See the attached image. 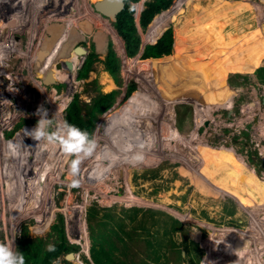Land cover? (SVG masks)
<instances>
[{
  "label": "rangeland",
  "instance_id": "374dc122",
  "mask_svg": "<svg viewBox=\"0 0 264 264\" xmlns=\"http://www.w3.org/2000/svg\"><path fill=\"white\" fill-rule=\"evenodd\" d=\"M93 1L0 0V40L6 43L0 47V244H13L14 251H23L22 243L39 241L44 251L64 238L75 247L68 253L61 252L52 264H94L89 251L87 208L98 206L124 212L126 208L140 207L179 219L183 223L179 240L183 241V232H186L203 249L198 264L217 263L213 250L219 258L228 259L222 253L221 243L216 244V248L215 234L222 236L226 244L231 235L240 238L233 239L232 248L242 246L245 251L249 250L247 259L236 256L242 264H264V135L260 129L264 126V105L261 103L264 82L255 72L264 66V56L258 62L251 55L252 52L260 53V46L264 45V2L240 0L250 5L235 15L214 9L216 0H171L169 7L155 13L143 29L138 23V14L143 3L152 0H139L132 4V16L140 45L135 55L128 56L114 22L97 13ZM155 16H158L156 20L163 21L154 32L156 20L151 30L150 26ZM35 19H39L38 23H26ZM65 23L72 24L69 40L72 47L69 48L76 52V58L68 50L69 54L48 63L43 53L49 48L45 47L41 37L43 35L46 40L58 37L64 31ZM51 24L54 25L50 29L52 32L46 30ZM29 26L35 30L28 31ZM168 27L173 30V53L169 61L174 70L165 71L164 76H171L167 82L172 87L181 86L183 91L193 85H202L206 93V90L214 92L223 81L222 85L226 87L218 94L224 96L219 101L206 102L207 111L201 109V102H205L201 91L199 101L183 102L181 99L179 103H173L174 125L178 131L162 133L153 129L157 146L147 148V144H139L136 155L131 140L135 139L133 133L137 127L129 126L132 124L130 118L126 122L116 118L126 114L135 116L128 108L140 92L149 94L150 102L153 100L157 106L154 110L150 111L148 107L146 112H141L138 121L152 118L153 125L156 113L169 109V99H164L166 96L158 88V74L149 71V64L142 62L148 59L142 57L145 45L155 43L163 32L161 29ZM255 27L260 28L258 35L252 33ZM99 32L105 36L104 51L97 50L94 35ZM78 33L80 37L73 41ZM53 42L51 40L50 46ZM108 42L111 46L109 58L105 57ZM175 42L180 43V48L175 49ZM92 53L96 55L90 66ZM27 54L30 57L26 60ZM88 55L90 58L84 61ZM106 59L112 66L118 65V82L106 69ZM56 61L65 65L60 72ZM63 61H71L72 69ZM81 62L86 63L83 69ZM179 64L182 66L178 67ZM79 68L80 73L77 72ZM158 79H161L160 75ZM130 84H134V89L128 92L126 89ZM181 88L173 89L174 102ZM110 90L114 91L113 103L105 112L96 114L91 128L97 153L82 162L79 184L72 187L73 177L68 169L70 158L57 144H53L51 156L48 152L45 154L49 144L35 141L24 135L23 130L30 131L35 127L40 118L37 114L40 107L46 109V118H52L54 126L65 120L73 124V118L68 116L74 96L81 109L80 115L88 119L87 109L92 99ZM133 93L132 103L124 109L127 110L120 108V113H116L117 105ZM217 102L219 106L211 107ZM3 104L7 109H3ZM110 123L117 133L109 132ZM199 140L204 145L196 144ZM188 145H193L194 149V145L198 146L194 150L187 148ZM225 151H230L232 160ZM127 155L132 158L127 159ZM135 157H139L141 163L135 162ZM98 169L101 175L97 178L94 173ZM154 169L158 170L150 172ZM240 173L246 175L245 180H238ZM133 175L138 178L133 180ZM38 186L41 190L33 191ZM233 191L243 195L241 200ZM233 203L237 204V209ZM231 209L234 212L229 214ZM26 229L31 230L27 237ZM207 241L208 246H205ZM259 241L261 244L257 243ZM256 244L261 248L251 250ZM208 253L211 254L210 261L207 259L206 262L203 258ZM42 255L41 251L37 256ZM170 256L176 261L174 253ZM225 264L232 263L225 261Z\"/></svg>",
  "mask_w": 264,
  "mask_h": 264
},
{
  "label": "trees",
  "instance_id": "16d2710c",
  "mask_svg": "<svg viewBox=\"0 0 264 264\" xmlns=\"http://www.w3.org/2000/svg\"><path fill=\"white\" fill-rule=\"evenodd\" d=\"M137 1L139 0H124V8L120 13H118L117 21L114 23L117 31L124 41L126 54L128 56L135 55L138 52L140 45V40L136 33L137 29L135 21L132 16L134 7L130 3ZM262 1L264 2V0ZM170 4L171 0H152L143 3L145 7L143 6L140 11L138 19L139 25L145 29L155 13L160 10L167 9ZM258 7L260 6L258 5ZM258 7L255 6L257 12H260L261 14ZM229 12L233 13L232 11H227V13ZM239 13L240 12H234L233 14L238 15ZM157 17L158 16H155L153 18L150 30L152 29L153 23ZM259 20L261 21L262 17L258 19V21ZM161 21L159 18L155 21L153 28L154 32L158 29L159 25L162 24L160 23ZM259 27L252 28V33H256L258 35L260 33ZM160 32H162V34L155 43L145 45L142 57L148 59H145L142 62L149 64V71H153L155 74H158L156 81L158 82V88H160L159 91L163 93L166 98L169 96L167 99H169L170 106L172 105L171 108L169 106V109L167 108L165 112L161 113L158 111L156 116L153 117V119L155 118L156 120L153 125L151 124L153 123L152 120H150L152 118L145 121H138L137 118H139L141 112H146L148 107L150 108V111L152 109L154 110L157 106L153 100L150 102L151 99L149 98V94L140 92L138 93L136 100H134L128 108V111L131 110V113L135 114V116L126 114L127 116L116 118L123 119L125 122L130 118L129 122L132 124L130 125L128 123L129 126L132 128L137 127L136 131L134 130L135 133H133V137L135 139H130L131 142H134V147H136V149H133L136 155L137 151L140 150L138 148L139 144H141V146H146L147 144V148H150V146L153 148L157 146V142L153 136V129H158L162 133H173L174 131H178L174 125L173 103L175 102L172 100V96L175 95V91L168 92V87H165L164 85V83L171 78V76L168 78V74H165L164 76L165 71L168 69L167 73H169L174 70L170 65L172 62L169 61L171 57L170 54L173 53V30L171 27H168L166 29H161ZM155 38L152 39V41H154ZM260 39L262 40L263 37ZM181 42L182 41H180V43ZM261 42L262 41H260V43ZM180 43L175 42V49L180 48ZM260 49L261 51H259L260 53L258 54L255 52L251 53V55H253L258 62L264 56V45H261ZM173 64L176 65L175 62ZM106 69L110 72L115 81L118 82V77L116 76L118 65L115 63L114 66H112L110 61H106ZM255 72L258 73V79L264 82V66L258 68ZM159 75L161 77L160 80L158 79ZM167 83L170 84V82ZM133 89L134 84L127 86L128 92ZM176 89L177 88L175 87V90ZM183 90L184 89H182V91ZM113 94L114 91L106 94H100L98 97L93 98L87 109L88 119H85L80 115L81 109L78 106L76 100L77 97L74 96L70 106L71 112L68 118H73V124L81 130L88 132L91 139L93 120L96 117V114L105 112L112 105ZM134 96L135 94L133 93L126 101L117 105L116 111L129 105L133 101ZM188 100L189 99L187 97H182L183 102ZM124 109H122V111ZM166 112H168L169 115H164ZM116 113H120V111ZM133 120H135L134 123L136 122V124L133 123ZM109 125H111V130L109 132L112 133L115 129L112 128L111 123ZM125 127H128V125ZM127 131L131 132L132 130L128 129ZM114 133L117 132L114 131ZM111 154H113V152ZM130 158H132V156L127 155V159ZM156 170L158 169L151 170L150 172H156ZM151 174L150 176L154 177L153 173ZM137 178L138 176L135 175L132 177L133 180ZM132 185H135V183ZM236 206L237 204L233 203V207L236 208ZM232 212H234L233 209L228 211L229 214ZM86 214L87 228L91 242L89 251L94 264H198L201 260L203 249L200 248L199 244L195 242L192 237L188 236L186 232H183V241H180L179 232H182L183 230V223L179 219L167 213H160L159 215L150 212L149 209L145 210L140 207L126 208L124 209V212H116L114 211V208L111 209L89 206ZM30 232L31 230L27 231L26 229V232L24 233L26 237ZM39 243V241L34 244H30L28 242L22 243L21 249L23 251L19 252L23 253L25 264H52L51 262L58 257L61 252L68 253L75 247L67 243L64 238H62L59 243L54 245L52 244L50 246L52 250H49V247L47 250L43 251L41 244ZM141 243L143 245H140ZM41 251L43 252V255L41 257L37 256L41 253ZM28 252L34 256L30 255ZM172 253L175 254L176 261L171 260L170 255Z\"/></svg>",
  "mask_w": 264,
  "mask_h": 264
},
{
  "label": "bare ground",
  "instance_id": "6f19581e",
  "mask_svg": "<svg viewBox=\"0 0 264 264\" xmlns=\"http://www.w3.org/2000/svg\"><path fill=\"white\" fill-rule=\"evenodd\" d=\"M254 1H256V0H254ZM239 7V5L237 4H234V2H230V1H228V0H216V4L214 5V9H216V10H222V11H225L226 13H227V11H232V12H237V10L239 9L238 8ZM36 17V16H35ZM99 18V17H98ZM38 20L39 19H35L34 21H32V20H27V22L26 23H32L31 25H33V24H36V22L38 23ZM78 20V19H77ZM36 21V22H35ZM67 21H69V20H67ZM101 21V20H100ZM35 22V23H34ZM83 23V22H82ZM7 23H5V26L6 27H8V25H6ZM84 24V23H83ZM78 25H81V23H78ZM101 25V24H100ZM54 25H47V27H46V30L47 31H49L51 28H54L53 27ZM84 26H86L85 24H84ZM84 26H83V29H84ZM81 27V26H80ZM87 27V26H86ZM71 28H72V24H69V23H65V27H64V31H62V33H60V35L58 36V37H55V38H48L47 40L45 39V37H43V35H42V39H43V44H44V42H45V45H46V47L47 48H49V51L47 50L46 52H44L43 53V55H44V58L46 59L45 61H47L48 63L49 62H52V60H55V59H57L58 57H60V56H63V55H65V54H68L69 53V51H71V49L69 48L70 46L72 47V45H70L71 44V42H69V40H70V30H71ZM27 29H28V31H32V29H34L35 30V28L34 27H27ZM87 29V28H86ZM85 29V30H86ZM51 32L53 31V30H50ZM72 31V30H71ZM113 31V30H112ZM35 32H37V31H35ZM86 32V31H85ZM38 33V32H37ZM76 34V33H75ZM115 34V33H114ZM54 35H55V33H54ZM80 34L78 33V35H76V37L74 38V39H72L73 41L74 40H76V38L77 37H80L79 36ZM5 36V35H4ZM9 38V37H8ZM94 38H95V42H96V45H97V50H99V51H104V49L106 48V43H105V36H104V34H102V33H95V35H94ZM6 39H7V37H6ZM51 40H54L55 42H53V44H52V46H50V42H51ZM181 41H183V40H181ZM4 42V41H3ZM3 42H1V40H0V47H3L4 46V44H6L5 42H4V44H3ZM8 43V45H9V41H7ZM53 47H55V48H53ZM10 48H13V46H10ZM9 48V49H10ZM8 49V50H9ZM15 49H16V47H15ZM1 50V49H0ZM69 50V51H68ZM72 52V51H71ZM22 53V51H20V55H22L21 54ZM73 53V57H74V53H75V51L74 52H72ZM77 53H79V52H77ZM29 58V56H28V54L26 55V60ZM25 59V58H24ZM26 62V61H25ZM64 63H65V61H63ZM47 63V64H48ZM57 63H59V61H56L55 62V65L57 64ZM58 66V65H57ZM182 66V65H181ZM180 66V67H181ZM59 67V66H58ZM192 68V67H191ZM190 68V69H191ZM185 71V70H184ZM190 73H191V70H190ZM192 74V73H191ZM11 76V75H10ZM12 77V76H11ZM13 78V77H12ZM11 78V79H12ZM165 83H167V82H165ZM8 84V83H7ZM193 86H195V87H193ZM190 89H187L186 91H183L182 93H180V94H178L177 95V98H175V103H179L180 102V100L182 99V97L183 96H185V97H187L189 100L188 101H192V100H196L197 99V101H199L198 100V94H199V92L201 91V92H203V90H202V88H201V86L200 85H193ZM200 86V87H199ZM197 87V88H196ZM2 91H5L4 89L2 90ZM15 91V90H14ZM205 91V90H204ZM6 92V91H5ZM13 94V93H12ZM203 94H204V96H205V92H203ZM8 95V94H7ZM10 95V94H9ZM8 95V96H9ZM220 96H221V94H220ZM217 97H219V96H217ZM7 97H5V98H3L2 99V101H4L5 99H6ZM205 99V98H204ZM220 99V98H219ZM203 101H205V100H203ZM28 103V102H27ZM174 103V104H175ZM201 103H206V101L205 102H201ZM206 105V104H205ZM208 106V105H207ZM247 108H249V107H247ZM3 109L5 110V109H7V108H5V105L3 104ZM245 110V109H244ZM243 111V110H242ZM244 112V111H243ZM247 112V111H246ZM246 114V113H245ZM134 121L135 120H133V123H134ZM260 129H261V132H262V134L264 135V126L263 125H261V127H260ZM173 133H176L175 131L173 132ZM43 142V141H42ZM42 142H39V143H41V144H44V145H46L47 144V142H44V143H42ZM46 143V144H45ZM190 143V142H189ZM201 143H202V145H203V142H202V140H199L198 141V143H196V144H199V145H201ZM49 144V143H48ZM195 146V149L197 148V146L196 145H194ZM51 148V150L49 151V149ZM54 148V145L53 144H49V149H47V151L45 152V154H47V152H48V154H49V156H51L52 154H53V149ZM187 148H189V149H194V147H193V145L191 146V145H188L187 146ZM258 148V147H257ZM194 149V150H195ZM25 151H28V149L27 150H25ZM184 151V150H183ZM187 151V150H186ZM263 151V150H262ZM180 152V151H179ZM260 152V151H259ZM258 152V153H259ZM97 153V152H96ZM194 153V152H193ZM186 154V153H185ZM224 154H227L228 156H229V154H228V152H226L225 151V153ZM99 155V154H98ZM174 155V154H173ZM173 155H170V156H172L173 157ZM170 156H168V157H170ZM97 157H99V156H97ZM171 157V158H172ZM182 157V156H181ZM230 157V156H229ZM103 158H104V156H103ZM28 159V158H27ZM196 160V159H195ZM232 160V159H231ZM135 162H140L141 163V161L140 160H138V159H135ZM25 163V162H24ZM22 167H23V165H22ZM27 168V167H26ZM28 171H30V168L28 169ZM36 171H34V173H35ZM50 173V172H49ZM20 174V173H19ZM44 175L46 174V173H43ZM22 175V174H21ZM24 175H25V173H24ZM46 175H49V174H46ZM23 176V175H22ZM29 176V175H28ZM246 175H244V174H242V173H240L239 174V176H238V180L239 181H241V180H245V177ZM6 177H7V175H6ZM21 177V176H20ZM248 177V176H247ZM36 178H37V173H36ZM241 178V179H240ZM4 180V179H3ZM123 180V179H122ZM126 180V179H125ZM49 181V180H48ZM124 182V181H123ZM126 183H127V180L125 181ZM117 183V182H116ZM39 185V184H38ZM32 186V185H31ZM110 186V185H109ZM12 188V187H11ZM39 191V190H41V188L38 186V187H36V188H34L33 189V191ZM128 190V189H127ZM127 192V191H126ZM36 194H38L37 192H35ZM233 193L235 194V196L236 197H238L240 200H241V196H243L242 194H239L237 191H233ZM244 200V199H243ZM249 216V215H248ZM251 222V221H250ZM252 229V228H251ZM222 231V230H221ZM221 233V232H220ZM219 233V234H220ZM252 233V232H251ZM228 234V233H227ZM250 234V233H249ZM256 234V233H255ZM228 235H230V234H228ZM241 235V234H240ZM243 236H245L244 234H243ZM249 236V235H248ZM211 238V237H210ZM215 241H214V243H215V246H216V244H218V243H221L222 244V248H224V249H222V253L228 258V259H226V258H219V256H218V254L217 253H215V251L213 250L212 251V254H213V258L216 260V262L217 263H215V264H225V261H230L232 264H242L241 262H239L238 261V259H241V258H248V252H249V250H247V251H245L243 248L244 247H242V246H240V247H237V246H235L234 248L236 249H233L232 248V245H233V243H234V240L236 241L238 238H237V235L236 236H233V235H231V237H230V240H228V243L229 244H226L225 242H224V239H223V237L222 236H219V235H217V234H215ZM248 238V237H247ZM257 238V237H256ZM208 239V238H207ZM234 239V240H233ZM240 239V238H239ZM242 242V241H241ZM262 242V241H261ZM261 242L259 241V242H257V243H260L261 244ZM264 242V241H263ZM208 244V241H207V243L205 244V246ZM253 245V244H252ZM208 246V245H207ZM250 247H251V245H249ZM264 246V245H263ZM216 248L218 249V246H216ZM215 248V249H216ZM257 248H261L260 246L258 247V244H256V246L255 247H252V248H250L251 250H256ZM238 250V251H237ZM250 250V251H251ZM209 251V250H208ZM237 251V253H235ZM239 251H245V252H239ZM230 252V253H229ZM234 252V253H233ZM217 254V255H216ZM211 255V254H210ZM210 255H209V253L208 254H206V257H204L203 259H205V261L207 262V259H208V262L210 261L209 260V257H210ZM236 256L238 257V259L236 258ZM233 257H235L236 258V260L233 258ZM72 257H69V259H71ZM212 260V259H211ZM234 260V261H233ZM214 261V260H213ZM205 262V263H206Z\"/></svg>",
  "mask_w": 264,
  "mask_h": 264
},
{
  "label": "clouds",
  "instance_id": "9594fccd",
  "mask_svg": "<svg viewBox=\"0 0 264 264\" xmlns=\"http://www.w3.org/2000/svg\"><path fill=\"white\" fill-rule=\"evenodd\" d=\"M37 114L40 118L35 127L30 131L23 130L24 135L30 136L37 142L57 144L62 153L70 158L68 169L70 176L73 177L70 186H78L82 162L96 154L95 141L90 139L88 132L67 120L54 126L52 118H46L47 111L42 107L37 109ZM135 159H139V157H135ZM100 175L101 171L98 169L94 176L98 178ZM49 250H52L51 247ZM0 264H25L24 255L17 250L14 251L13 244L12 246L0 244Z\"/></svg>",
  "mask_w": 264,
  "mask_h": 264
},
{
  "label": "flooded vegetation",
  "instance_id": "af4514ba",
  "mask_svg": "<svg viewBox=\"0 0 264 264\" xmlns=\"http://www.w3.org/2000/svg\"><path fill=\"white\" fill-rule=\"evenodd\" d=\"M94 1H96V0H94ZM94 1H93V2H94ZM232 2H234V4H236V5H237V4L239 5V7H238L239 9L237 10V12L242 11V9H243L244 7H247V6L250 5L249 3H244L243 1L241 2L240 0H239V1H235V0L233 1V0H232ZM70 6H71V4L68 5V7H70ZM73 8H74V7H72V9H73ZM116 21H117V19H116ZM116 21H115V22H116ZM115 22H114V23H115ZM21 23H23V21H22ZM28 25H29V23H28ZM110 47H111V46H110V44H109V42H108V43H107V52H108L107 54H109V53L111 52V51H110V50H111ZM107 54H106V56H107ZM29 57H30V56H29ZM180 64H181V63H180ZM180 64H179V66H180ZM57 65H58L59 67H58ZM64 67H65V65H61V63H57V64H56V68H57V70H58L59 72L61 71L62 68L64 69ZM190 68H191V67H190ZM190 68H189V69H190ZM191 73L193 74V71H192V70H191ZM222 82H223V81H220V87L216 88V90H215L214 92H212L211 90H206V93H205V101H206V102H209L210 100L212 101V99H213V101H216V100L219 101V100H221V99L223 98L224 95H223V96H222V95L220 96L221 93L218 94V91H221V88L226 87V86L222 85ZM166 84H167V83H166ZM170 84H171V83H170ZM170 84L167 85V87H168V89H169L168 92H173V89L175 90V87H172ZM200 86H202V85H200ZM200 86H199V87H200ZM165 87H166V86H165ZM176 88H177V89H178V88H181V86L176 87ZM196 88H197V87H196ZM177 89H176V90H177ZM181 92H182V88H181ZM181 92H180V93H181ZM217 96H219V97H217ZM209 97H210V98H209ZM208 98H209V99H208ZM219 98H220V99H219ZM164 99H167V98H164ZM212 104H213V105H212L211 107L216 106V105L219 106L220 103L217 102L216 104H215V103H212ZM205 106H207V105H205V103H203V106H202V108H201L203 111H207V110H208V109L205 108ZM208 107H209V106H207V108H208ZM261 133H262V132H261ZM203 145H204V144H203ZM197 146H198V145H197ZM225 150H226V149H225ZM228 154H229L230 158L233 159V156H231L230 151H228Z\"/></svg>",
  "mask_w": 264,
  "mask_h": 264
},
{
  "label": "water",
  "instance_id": "95a60500",
  "mask_svg": "<svg viewBox=\"0 0 264 264\" xmlns=\"http://www.w3.org/2000/svg\"><path fill=\"white\" fill-rule=\"evenodd\" d=\"M93 7L97 13L102 15V17L115 22L118 13L124 8V0H96L93 2ZM67 65L68 67H71V63H68ZM132 82L136 84V82ZM261 103L264 105V98L261 99Z\"/></svg>",
  "mask_w": 264,
  "mask_h": 264
},
{
  "label": "crops",
  "instance_id": "0c3cea01",
  "mask_svg": "<svg viewBox=\"0 0 264 264\" xmlns=\"http://www.w3.org/2000/svg\"><path fill=\"white\" fill-rule=\"evenodd\" d=\"M130 3H131V4H134V2H130ZM92 5H93V3H92ZM124 5H125V2H124ZM139 16H140V15L138 14V19H139ZM42 38H43V37H41V39H42ZM44 45H45V42H44ZM45 47H46V45H45ZM70 53H72V52L70 51ZM68 54H69V53H68ZM92 54H93V55H92V58H91L90 66L93 64V58H94V55H96V54H94V53H92ZM109 54H110V53H109ZM109 54H107V56H106V54H105V57L109 58V57H110ZM126 55H127V54H126ZM69 56H70V55H69ZM74 57L76 58L75 55H74ZM177 57H180V59H179L180 61L182 60L181 56H179L178 53H177ZM89 58H90V57H89V55H88V56L86 57V60H84V61H87V59H89ZM107 60H108V59H106V61H107ZM180 61H179V62H180ZM65 63L68 64V63H71V61H66ZM82 63H83V62H81L80 64H82ZM85 64H86V63H84V64L81 65V66H82V69H83V67L85 66ZM105 64H106V62H105ZM67 67H68V65H67ZM178 67H179V65H178ZM68 68H71V69H72V63H71V67H68ZM77 72L80 73V68H79V71H77ZM86 73H87V72L82 73V75L85 76ZM109 73H110V72H109ZM221 74H222V73H221ZM111 76H112V75H111ZM112 78H113V76H112ZM113 80L115 81L114 78H113ZM112 83H113V82H112ZM112 86H113V84H112ZM126 90H127V89H126ZM110 92H113V91H111V90L108 91V93H110ZM131 103H132V102H131ZM131 103H130V104H131ZM130 104H129V105H130ZM118 105H119V104H118ZM127 106H128V105H127ZM127 106H125L124 108H126ZM118 107H119V106H118ZM124 108H123V109H124ZM137 119H138V118H137Z\"/></svg>",
  "mask_w": 264,
  "mask_h": 264
}]
</instances>
